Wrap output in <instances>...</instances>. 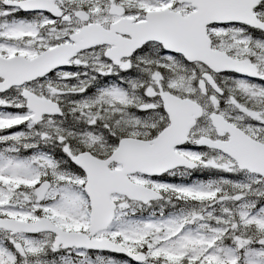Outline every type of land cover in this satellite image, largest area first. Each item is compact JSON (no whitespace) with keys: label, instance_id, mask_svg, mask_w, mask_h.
Wrapping results in <instances>:
<instances>
[{"label":"snow or ice","instance_id":"obj_1","mask_svg":"<svg viewBox=\"0 0 264 264\" xmlns=\"http://www.w3.org/2000/svg\"><path fill=\"white\" fill-rule=\"evenodd\" d=\"M0 264H264V0H0Z\"/></svg>","mask_w":264,"mask_h":264}]
</instances>
